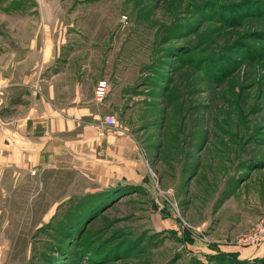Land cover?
<instances>
[{"label": "rangeland", "instance_id": "obj_1", "mask_svg": "<svg viewBox=\"0 0 264 264\" xmlns=\"http://www.w3.org/2000/svg\"><path fill=\"white\" fill-rule=\"evenodd\" d=\"M45 33L111 68L145 174H8L0 264H264V0H0V82Z\"/></svg>", "mask_w": 264, "mask_h": 264}, {"label": "crops", "instance_id": "obj_2", "mask_svg": "<svg viewBox=\"0 0 264 264\" xmlns=\"http://www.w3.org/2000/svg\"><path fill=\"white\" fill-rule=\"evenodd\" d=\"M45 35L43 46L30 47L24 59L35 60L30 71L0 82V183L13 174L18 188L23 176L33 182L83 168L107 185L142 181L136 141L119 124L114 91L102 100L96 94L101 81H110L111 68L86 62L62 35ZM110 116L117 127L104 126Z\"/></svg>", "mask_w": 264, "mask_h": 264}, {"label": "trees", "instance_id": "obj_3", "mask_svg": "<svg viewBox=\"0 0 264 264\" xmlns=\"http://www.w3.org/2000/svg\"><path fill=\"white\" fill-rule=\"evenodd\" d=\"M123 184V183H122ZM122 184H120V183H117V184H112L111 186H107V188L105 187V189H103V191H101V193H105L106 191H108L107 189H109V190H111V191H113V190H115L117 187H120V186H123ZM97 202L99 203V201L101 200V196L99 195L97 198ZM99 199V200H98ZM97 202L95 203V204H97ZM70 204H73V201H70L69 202ZM68 203V204H69ZM92 204H94V201L93 202H89V201H84V202H80L79 204H74L76 207H77V212H76V216H75V221H77V220H80V219H82V218H84L85 217V215L89 212V210H91L92 209ZM100 204V203H99ZM62 208H65V207H62ZM70 214V212L67 214V215H69ZM94 218V217H93ZM92 217L90 218V221L93 219ZM70 221H72V219H68V221L67 222H61L62 224H60L59 226H69V224L70 223H68V222H70ZM67 223H68V225H67ZM86 224H88V223H86ZM85 224V225H86Z\"/></svg>", "mask_w": 264, "mask_h": 264}, {"label": "built area", "instance_id": "obj_4", "mask_svg": "<svg viewBox=\"0 0 264 264\" xmlns=\"http://www.w3.org/2000/svg\"><path fill=\"white\" fill-rule=\"evenodd\" d=\"M110 85L107 81H101L97 87V97L99 100H102L105 98V96L109 92ZM104 126L106 127H117L118 126V120L114 116L106 117L104 119Z\"/></svg>", "mask_w": 264, "mask_h": 264}]
</instances>
